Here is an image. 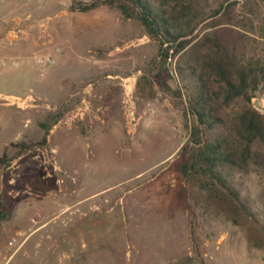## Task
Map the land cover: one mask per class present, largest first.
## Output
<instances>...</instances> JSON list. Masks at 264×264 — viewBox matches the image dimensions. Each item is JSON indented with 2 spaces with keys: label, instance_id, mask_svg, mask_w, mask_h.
I'll use <instances>...</instances> for the list:
<instances>
[{
  "label": "rangeland",
  "instance_id": "374dc122",
  "mask_svg": "<svg viewBox=\"0 0 264 264\" xmlns=\"http://www.w3.org/2000/svg\"><path fill=\"white\" fill-rule=\"evenodd\" d=\"M137 1L0 6V34L17 17L21 26L13 34L17 45L0 48L16 61L0 72V234L25 218L87 223L86 234L104 250L97 264H140L154 256L161 264H264V171H241L221 159L213 176L201 166L183 167L207 144L209 150L237 144L233 118L243 102L222 113L224 126L212 128L193 108L197 55H203L195 47L211 29L207 22L194 28L183 19L164 20L163 0ZM224 2L201 0V6ZM248 2L249 48L264 52V0ZM143 5L156 13L157 28L144 25ZM169 8L177 17L175 2ZM162 28L180 38L167 41ZM182 41L189 43L180 49ZM40 55L54 61L35 62ZM92 55L105 63L128 57L118 72L135 77L112 135L94 133L91 85L79 86L93 73L86 65ZM263 93L253 97V107ZM55 210L61 214H41ZM0 258L11 264V250Z\"/></svg>",
  "mask_w": 264,
  "mask_h": 264
},
{
  "label": "trees",
  "instance_id": "16d2710c",
  "mask_svg": "<svg viewBox=\"0 0 264 264\" xmlns=\"http://www.w3.org/2000/svg\"><path fill=\"white\" fill-rule=\"evenodd\" d=\"M129 1L139 4L137 0ZM171 2H175L178 8L177 17L169 8ZM248 3V0L243 3L240 0H225L220 7L212 9L201 6V0H163L165 7L162 15L167 16H163L164 20L168 17L171 20L183 19L194 28L207 22L204 27L211 29L195 47L203 53L197 55L200 71L196 77L199 85L193 106L200 122L209 128L224 126L222 113H227L235 103L243 102L233 118L236 146L224 148L219 142L218 146L214 144V149L209 150L207 144L200 153L189 154V162L183 164L185 171L201 166L213 176L214 166L219 159L241 171H264V113L251 105L253 97L264 92V52L253 53L249 48L252 37L245 26L250 14ZM92 6L81 10H89L97 4ZM141 8L144 11V25L157 28L156 15L153 19L156 13L149 11L145 5ZM161 32L167 41L180 38L167 28H162ZM188 43L182 41L180 49Z\"/></svg>",
  "mask_w": 264,
  "mask_h": 264
},
{
  "label": "crops",
  "instance_id": "0c3cea01",
  "mask_svg": "<svg viewBox=\"0 0 264 264\" xmlns=\"http://www.w3.org/2000/svg\"><path fill=\"white\" fill-rule=\"evenodd\" d=\"M17 18L18 20L12 23V26L5 27V32L0 34V48L9 44L8 49L12 50L17 45L14 44L13 36L15 29H21V26L18 25L20 18ZM7 29L9 35L6 34ZM3 54L0 55V72L2 73L13 69L14 66L11 64L12 55H5L4 52ZM127 58L119 56L117 61L107 63H105L104 58L99 56L92 55L87 58V68L91 69L93 73L87 76L81 82L82 85L79 86H84L90 82L91 86L87 88V91L94 101L91 122L97 123L96 129L92 127L95 129V134L112 135L118 131L114 122L121 119L122 98L125 89L128 91L130 86L133 87L136 84L134 82L135 77L125 76L118 72L123 69V60ZM4 60H6L5 63ZM115 79H122L124 81L123 86H117ZM109 119H111V124L108 123ZM41 214L60 215L61 212L55 210L51 213ZM26 220L28 218L7 224L5 226L7 228L4 229L7 233L0 234V257L2 250L9 248L11 250V264H97V256H104L101 254L104 251L103 246L94 245L97 241L92 240V236L86 234V227L90 226L87 223L70 224L65 221L30 223ZM72 231H75L76 234L70 233ZM13 238H18V243L12 248L10 241ZM114 246L116 247V245ZM114 246H112L111 253L115 248ZM99 262L102 263L103 261ZM140 264H161V262L156 261L154 256L143 259Z\"/></svg>",
  "mask_w": 264,
  "mask_h": 264
},
{
  "label": "built area",
  "instance_id": "2783aa9c",
  "mask_svg": "<svg viewBox=\"0 0 264 264\" xmlns=\"http://www.w3.org/2000/svg\"><path fill=\"white\" fill-rule=\"evenodd\" d=\"M6 0H0V6L5 2ZM46 61H50V62H53L54 61V59L53 58H51V57H44V56H42V55H40V56H36L35 57V62H37V63H44V62H46ZM6 62V60H4V63ZM11 64L12 65H16V61L13 59V60H11ZM14 240H16V238L14 239Z\"/></svg>",
  "mask_w": 264,
  "mask_h": 264
},
{
  "label": "water",
  "instance_id": "95a60500",
  "mask_svg": "<svg viewBox=\"0 0 264 264\" xmlns=\"http://www.w3.org/2000/svg\"><path fill=\"white\" fill-rule=\"evenodd\" d=\"M264 98V93L262 96H260L256 101H255V106L258 110L264 113V105L262 104Z\"/></svg>",
  "mask_w": 264,
  "mask_h": 264
}]
</instances>
